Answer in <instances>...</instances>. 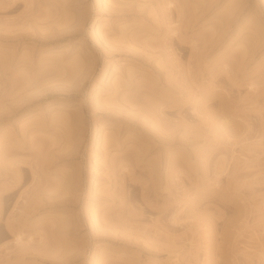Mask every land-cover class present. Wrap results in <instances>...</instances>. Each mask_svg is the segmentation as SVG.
Instances as JSON below:
<instances>
[{
  "label": "rangeland",
  "instance_id": "374dc122",
  "mask_svg": "<svg viewBox=\"0 0 264 264\" xmlns=\"http://www.w3.org/2000/svg\"><path fill=\"white\" fill-rule=\"evenodd\" d=\"M0 264H264V0H0Z\"/></svg>",
  "mask_w": 264,
  "mask_h": 264
},
{
  "label": "bare ground",
  "instance_id": "6f19581e",
  "mask_svg": "<svg viewBox=\"0 0 264 264\" xmlns=\"http://www.w3.org/2000/svg\"><path fill=\"white\" fill-rule=\"evenodd\" d=\"M20 236H21V235H20ZM17 237H18L17 240L20 239V238L22 239V236H21V237L17 236Z\"/></svg>",
  "mask_w": 264,
  "mask_h": 264
}]
</instances>
